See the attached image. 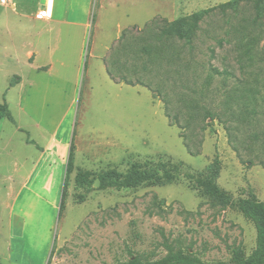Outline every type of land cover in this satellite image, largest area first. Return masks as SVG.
I'll use <instances>...</instances> for the list:
<instances>
[{"label": "rangeland", "instance_id": "374dc122", "mask_svg": "<svg viewBox=\"0 0 264 264\" xmlns=\"http://www.w3.org/2000/svg\"><path fill=\"white\" fill-rule=\"evenodd\" d=\"M11 1L0 0V264L250 255L256 230L237 202H264V18L249 23L252 4L209 14L177 44L176 67L144 71L120 49L123 31L232 0H53L52 21L36 18L46 0ZM196 106L215 119L189 120ZM215 161L226 206L200 186Z\"/></svg>", "mask_w": 264, "mask_h": 264}, {"label": "trees", "instance_id": "16d2710c", "mask_svg": "<svg viewBox=\"0 0 264 264\" xmlns=\"http://www.w3.org/2000/svg\"><path fill=\"white\" fill-rule=\"evenodd\" d=\"M242 3L252 4L254 9V15L249 22L251 25H261V21L264 18V0H232L217 7L201 10L191 15L180 17L173 21L153 20L150 24L145 26L141 33L131 39L126 38V31L122 32L119 39L121 50H130L132 54V60L142 64V69L145 71L147 67L159 68V66L166 64L170 66L178 65L177 62L180 59L179 52L177 51V44L182 46H190L195 39L197 32L200 30V23L206 16L218 10L219 13L225 15L228 10L233 13L238 12ZM126 38V39H125ZM253 44H243L241 47V56H239V69L244 72L248 67L242 60H248L250 54L253 51V46L256 44V39L252 38ZM167 43V44H166ZM117 53L114 54L116 59ZM176 67V66H175ZM136 69V68H135ZM107 72L110 78L115 81L113 70L107 68ZM214 72H216L214 70ZM217 73V72H216ZM224 76L228 75L227 72L223 73ZM208 76H211L208 75ZM118 82H124L127 85L135 86L142 85L147 87L141 80H137L136 83L121 76L118 78ZM166 104V102H164ZM167 105V104H166ZM192 116L189 120L194 121L198 119V114L202 113L201 121L204 122L207 118L212 121L215 116L210 110L202 108L199 112V108H191ZM169 117V113L165 112ZM1 118V117H0ZM174 121L179 124V118L174 116ZM179 127V126H178ZM205 130V125L200 127V131ZM189 154L191 151L184 143ZM219 163L215 161L213 165L209 166V172L206 175L200 177V186L203 187V191L212 197L216 203L226 206L228 204L227 196L216 185L215 181L219 175ZM144 178L141 179L143 181ZM237 208L242 216L250 221L256 230V242L255 248L246 256L242 249H232V257L227 262L206 263L200 260L192 253H183L181 251L169 250L163 257L155 260L148 259L145 255L136 254L130 255V258L124 262H116L113 264H264V202L259 201L254 194H249L246 198H242L237 202ZM59 210H62V204L59 206Z\"/></svg>", "mask_w": 264, "mask_h": 264}, {"label": "built area", "instance_id": "2783aa9c", "mask_svg": "<svg viewBox=\"0 0 264 264\" xmlns=\"http://www.w3.org/2000/svg\"><path fill=\"white\" fill-rule=\"evenodd\" d=\"M1 3L7 8H14L13 2L10 0H1ZM53 16V0H46L45 4L36 14L38 20H50Z\"/></svg>", "mask_w": 264, "mask_h": 264}, {"label": "crops", "instance_id": "0c3cea01", "mask_svg": "<svg viewBox=\"0 0 264 264\" xmlns=\"http://www.w3.org/2000/svg\"><path fill=\"white\" fill-rule=\"evenodd\" d=\"M42 6H43V5H42ZM42 6H41V7H42ZM52 19H53V16H52V18H51L50 20H45V21H52ZM43 21H44V20H43Z\"/></svg>", "mask_w": 264, "mask_h": 264}]
</instances>
